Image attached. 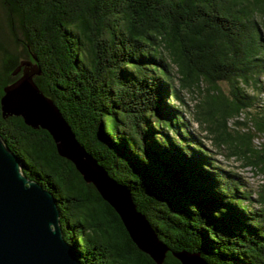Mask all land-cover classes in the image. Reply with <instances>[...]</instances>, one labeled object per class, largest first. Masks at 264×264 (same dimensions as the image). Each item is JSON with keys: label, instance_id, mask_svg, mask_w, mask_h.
<instances>
[{"label": "trees", "instance_id": "16d2710c", "mask_svg": "<svg viewBox=\"0 0 264 264\" xmlns=\"http://www.w3.org/2000/svg\"><path fill=\"white\" fill-rule=\"evenodd\" d=\"M0 5L16 44L0 41V133L24 174L56 196L64 236L84 263L158 264L48 130L4 117V87L22 76L14 73L25 56L79 142L130 190L168 248L161 264H182V252L208 264H264V0ZM186 93L200 102L191 106ZM217 153L243 156L261 186Z\"/></svg>", "mask_w": 264, "mask_h": 264}, {"label": "water", "instance_id": "95a60500", "mask_svg": "<svg viewBox=\"0 0 264 264\" xmlns=\"http://www.w3.org/2000/svg\"><path fill=\"white\" fill-rule=\"evenodd\" d=\"M23 66L22 61L14 74ZM35 68L34 72L24 68L21 77L4 87V117L22 116L29 126L48 130L61 156L71 160L85 181L115 208L137 246L163 263L168 248L137 210L130 190L79 142L60 108L36 83L34 77L41 70ZM23 169L24 161L0 133V264H86L64 236L56 196ZM177 256L182 264H208L200 254Z\"/></svg>", "mask_w": 264, "mask_h": 264}, {"label": "rangeland", "instance_id": "374dc122", "mask_svg": "<svg viewBox=\"0 0 264 264\" xmlns=\"http://www.w3.org/2000/svg\"><path fill=\"white\" fill-rule=\"evenodd\" d=\"M4 10L0 5V41L8 44L10 47L15 48V42H11V40L8 39L7 36V30L4 28V26L6 25L5 20H4ZM22 61L24 62V66H23V70L24 68H27L28 71L30 72H34L36 70L35 68V63L25 57H22ZM23 74V73H22ZM221 89L223 90V92L227 95H229V86L226 83H221ZM207 87V84H204V88ZM186 98L189 102V104L192 106L194 104H196L197 102H200V99H192L191 96L186 93ZM192 126L193 128H195V130L198 132V134H200V136H202L204 143L210 147L213 148L214 150H216V146L215 144L212 142V139L209 137H206L207 132L198 124V122L194 121L192 122ZM237 142V140H236ZM218 152V150H216ZM230 152V149H225V155L227 153ZM224 154H218L217 153V158L222 162L223 166L225 168L234 170L236 172H239L241 174H243L246 179L252 184V186L257 189L259 186H261L262 182V177L259 174H255L254 171H252V169H250L249 165H244L245 163V159L243 156H232V158L227 159Z\"/></svg>", "mask_w": 264, "mask_h": 264}]
</instances>
